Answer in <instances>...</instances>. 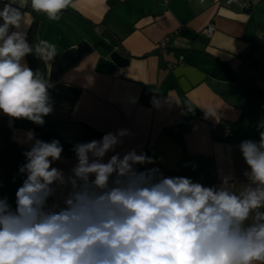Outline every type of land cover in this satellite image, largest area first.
<instances>
[{
  "label": "crops",
  "instance_id": "crops-1",
  "mask_svg": "<svg viewBox=\"0 0 264 264\" xmlns=\"http://www.w3.org/2000/svg\"><path fill=\"white\" fill-rule=\"evenodd\" d=\"M247 1L72 0L59 21L25 8L29 42L57 48L51 62L26 58L54 82V113L43 126L0 113V198L15 206L29 130L60 141L53 167L66 175L77 162L75 143L127 129L133 135L116 152L152 157L140 170L158 167L205 186H219L222 176L246 183L238 145L259 141L264 121V0ZM113 52L127 63L118 65Z\"/></svg>",
  "mask_w": 264,
  "mask_h": 264
},
{
  "label": "clouds",
  "instance_id": "clouds-1",
  "mask_svg": "<svg viewBox=\"0 0 264 264\" xmlns=\"http://www.w3.org/2000/svg\"><path fill=\"white\" fill-rule=\"evenodd\" d=\"M71 2L30 0V8L59 21ZM27 7L29 0H7L0 9V113L43 126L54 113L55 84L26 58L51 62L58 52L47 41L29 42ZM260 129L264 121L259 141L238 145L247 165L239 187L230 176L205 186L158 167L140 170L153 158L135 149L116 152L133 135L127 129L75 143L77 162L66 175L53 167L62 159L60 141L29 130L15 206L0 198V264H264Z\"/></svg>",
  "mask_w": 264,
  "mask_h": 264
},
{
  "label": "built area",
  "instance_id": "built-area-1",
  "mask_svg": "<svg viewBox=\"0 0 264 264\" xmlns=\"http://www.w3.org/2000/svg\"><path fill=\"white\" fill-rule=\"evenodd\" d=\"M227 3H238L240 6L242 7H249L250 6V2L245 0V1H241V0H226ZM213 31L212 26H207L205 28V32L206 34L210 35ZM261 42L264 43V36L261 37Z\"/></svg>",
  "mask_w": 264,
  "mask_h": 264
},
{
  "label": "water",
  "instance_id": "water-1",
  "mask_svg": "<svg viewBox=\"0 0 264 264\" xmlns=\"http://www.w3.org/2000/svg\"><path fill=\"white\" fill-rule=\"evenodd\" d=\"M111 57L118 65L122 66L127 63V59L120 55L118 52H113Z\"/></svg>",
  "mask_w": 264,
  "mask_h": 264
},
{
  "label": "trees",
  "instance_id": "trees-1",
  "mask_svg": "<svg viewBox=\"0 0 264 264\" xmlns=\"http://www.w3.org/2000/svg\"><path fill=\"white\" fill-rule=\"evenodd\" d=\"M109 3L111 4V6L114 4L113 2L111 3L110 1H109ZM26 9H27L28 11H30L31 13H33V14H37V13H35V12H32V10H31V8H30V0H29V7H27ZM64 12H65V10H64ZM103 33H104L105 35H107V36H110L109 33H107L106 30H103Z\"/></svg>",
  "mask_w": 264,
  "mask_h": 264
}]
</instances>
